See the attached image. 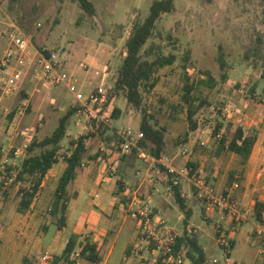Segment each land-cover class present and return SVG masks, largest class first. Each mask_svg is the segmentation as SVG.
Here are the masks:
<instances>
[{"label":"rangeland","instance_id":"rangeland-1","mask_svg":"<svg viewBox=\"0 0 264 264\" xmlns=\"http://www.w3.org/2000/svg\"><path fill=\"white\" fill-rule=\"evenodd\" d=\"M90 1L93 14L86 12L78 0H2L0 62L6 44L8 17L36 47H46L61 54L65 70L77 78L82 93L87 94L101 82L104 67H107L105 82L112 87L124 57L125 41L134 24L148 14L152 0ZM258 38L264 49V0H174L173 10L160 15L142 48L148 60L160 55L174 56L171 64L157 66L149 80L140 85L142 107L150 115V123L164 128L166 147L161 160L175 167L194 162L197 173L215 192L232 188L238 209H248L246 220H257L254 206L256 202H264V193L260 189L251 191L258 186L250 181L255 168L242 163L226 145L237 127L245 134L259 132L264 142V65L252 53ZM219 47L225 60L224 68H220L217 60ZM246 51L249 57H245ZM1 71L0 65V76ZM185 73L189 76L188 82L193 84L186 100ZM108 106L109 128H139L142 112L127 102L123 91L113 92ZM70 107L77 108L70 91L62 86L38 84L27 73L7 93L0 90V148L10 149L24 143L28 146L32 141L38 142L51 135ZM191 122L195 124L194 129ZM82 136L87 149L84 160L89 163L80 171L87 172L106 162L114 175L124 180L117 181L122 207L116 206L110 213V193L97 180L98 174L92 172L82 180L80 172L69 186L71 197L77 191L70 200V220L65 227H58L48 211L51 195L62 170L63 156L70 152V141ZM102 136L97 123L88 121L76 109L66 121L57 161L43 178V185L37 187L36 198L33 197L22 212L17 210L21 191L31 187V182L16 181L15 178L6 183L5 180L9 168L18 169L29 153L22 152L20 156L9 157L6 163H0V264H51L61 254L70 236L76 239L71 255L74 264H154L145 245H136V239L129 240L130 229L133 228L135 233L139 224L126 209L130 195L123 191L125 185L132 191L136 187L137 169L145 181L144 191L136 193L148 199L150 206L161 196L163 205L157 207L156 217L166 220L179 234L183 232L184 215L171 190H167L165 165L137 156L134 166L126 168L127 174H121L124 169L117 158L132 153L121 151L118 134L108 143L101 140ZM40 150L35 146L30 154ZM183 150H186L185 155ZM144 151L149 155L147 148ZM110 152L116 158L101 161L104 154ZM150 162L161 175L152 172V168L145 174ZM8 165L11 166L6 168ZM233 184H237L236 187ZM178 185L188 197L185 198L192 212L187 223L197 232V243L207 264H264L261 260L264 247L258 243L261 236L257 233L247 235L253 229L251 221L232 222L216 208L207 211L189 181L180 178ZM102 203L110 208H103ZM96 214L102 223L95 229H86L83 233L72 231L73 220H93ZM263 216L264 211L260 220H264ZM219 220H225L221 225L223 228L217 226L221 223ZM235 227L236 233L231 234ZM220 228L218 236L234 241L229 250V261L224 260V252L216 241V230ZM103 229L108 233L103 234ZM83 244L95 246L92 254L95 259H90L89 250L80 253ZM44 255L49 258L43 260Z\"/></svg>","mask_w":264,"mask_h":264},{"label":"trees","instance_id":"trees-1","mask_svg":"<svg viewBox=\"0 0 264 264\" xmlns=\"http://www.w3.org/2000/svg\"><path fill=\"white\" fill-rule=\"evenodd\" d=\"M81 7L90 14L94 13V7L90 0H78ZM174 8V0H152L149 5L148 14L145 18L134 24L132 30L125 41V53L122 62L117 70L116 77L114 79L111 90L109 91V99L113 92L123 91L127 102L133 104L139 108L142 112L139 129L143 133V137L139 141V145L142 148H147L149 154L155 159H161L163 151H165L166 142L164 137V128L156 127L155 124H151L149 116L145 107H142V94L140 91V85L143 81L149 80L154 69L163 64H171L174 61L173 55H160L156 56L152 60H148L145 57V53L142 51L144 44L151 37L156 20L162 13L170 12ZM261 39L258 38L257 44L252 48V53L262 61L264 65V49L261 47ZM148 53V52H147ZM249 52H245V57H249ZM217 60L220 68H224L225 60L221 47H219ZM184 75V97L187 99V95L193 88V84L189 83V76ZM202 81V80H200ZM109 101V100H108ZM77 108L70 107L65 114L60 118L57 127L53 130L52 134L44 137L42 140L35 142L32 141L27 147V154L21 161L17 173L16 181H30L31 187L22 188V198L19 201L17 207L18 212L24 211L31 203L37 187L41 184L45 174L52 167L53 163L57 161V150L61 147L60 141L65 135L66 121L75 112ZM191 115L189 114V120L191 121ZM192 123V122H191ZM195 124L192 123V129ZM99 134L102 136L101 140L109 142L117 137L115 128L111 129L109 126L102 127L97 124ZM85 137H79L77 140L70 141L69 154L63 156L65 167L60 173L57 179V185L54 188L51 196V202L49 207V214L55 218L56 226L65 225V217L67 210V203L70 196L69 186L76 176L77 171L80 169V164L86 156V146L84 143ZM256 136L254 134H245L242 128L237 127L231 140L226 145V148L238 155L242 163H245L248 159L252 147L255 143ZM151 143V145H149ZM224 143L221 140V147ZM35 146L41 148L38 153L30 154ZM131 153H135L132 150ZM88 157H91L88 155ZM194 167V162H188ZM162 168V166H160ZM34 179V181H33ZM171 192L174 197V201L184 215V224L186 225L187 219L191 215V207L188 205L187 199L182 195L180 185L171 184ZM254 209L256 211L257 220L261 219V213L264 211V202H256ZM219 230H216V236L219 235ZM232 244V242H231ZM76 247V239L74 236H70L66 241V244L59 256H56L51 264H74L71 259V255L74 253ZM93 245L83 244L81 245L80 253L84 254L89 250L90 259H95ZM176 248L182 247L185 250L186 255L194 264H207L205 261L204 253L200 245L197 243V239L193 234L191 228L183 229V232L178 235L176 239ZM62 261V262H61Z\"/></svg>","mask_w":264,"mask_h":264},{"label":"built area","instance_id":"built-area-1","mask_svg":"<svg viewBox=\"0 0 264 264\" xmlns=\"http://www.w3.org/2000/svg\"><path fill=\"white\" fill-rule=\"evenodd\" d=\"M2 12V0H0V17ZM6 25V44L0 62L2 67L0 90L3 93H7L29 73L38 84L48 87L62 86L66 88L73 94L77 111L82 113L88 121L100 124L102 127H110L108 100L109 91L112 87L105 82L104 76L107 74V67L103 68L101 82L87 94H84L78 85L77 78L65 70V60L61 59L59 52H54L46 47H36L32 43L31 38L8 17ZM37 25L39 26L40 24L38 23ZM81 66L85 67L83 64ZM115 132L121 140L120 147L122 152L130 153L135 150L139 157L145 160L149 158L152 161H159L165 165L167 190H171V184H178L179 179L182 178L191 183L193 191L204 204L207 211L216 208L220 212L225 213L232 222L246 221L248 209L246 208L243 211L238 209V202L233 196L232 188L219 193L215 192L212 186L197 173L193 165L185 163L180 167H175L169 163H164L161 159L158 160L153 156L147 155L139 145V141L143 137V133L139 128L134 129L127 126L122 130L115 129ZM27 147L26 143L10 149L1 147L0 163H6L9 157L20 156L22 152H26ZM182 153L185 155L186 150H183ZM83 165V162H81L80 166L82 167ZM10 166L8 165L6 168ZM16 173L17 168L11 166L6 176V183L12 182L16 177ZM113 175L114 172L108 169L100 176L99 183L105 182ZM233 185V187H236L237 184ZM123 192L126 195H130L129 201L125 203V206L130 215L139 224L136 234V245L143 244L150 250L154 264H194L182 247H175L179 233L170 227L164 219L156 217L157 213L153 211L149 200L141 198L136 191L130 190L126 185ZM255 232L261 236V246L264 247V220H259L256 223ZM216 241L224 252V260L229 261L228 254L231 242L223 236H218ZM48 258V255L42 257L43 260ZM213 262H217V260L213 259Z\"/></svg>","mask_w":264,"mask_h":264},{"label":"crops","instance_id":"crops-1","mask_svg":"<svg viewBox=\"0 0 264 264\" xmlns=\"http://www.w3.org/2000/svg\"><path fill=\"white\" fill-rule=\"evenodd\" d=\"M256 136V140H255V143H254V145H253V147H252V151H251V153H250V155H249V157H248V159L246 160V162H245V165L246 166H253L255 169H253L252 170V172H251V174H250V181L251 182H253V184H255V185H258V186H255L251 191H255V190H261L263 193H264V142L262 141V139H261V135H260V133L258 132V134H256L255 135ZM100 149H102L103 150V148L101 147ZM109 151V150H108ZM136 153V152H135ZM131 154V156H129V155H126V156H120L119 158H117V160L119 161V162H121L120 164H121V168L122 169H124L123 171H122V173L121 174H127V171H126V168L127 169H129V168H131L132 166H134V158H136L138 155H137V153L136 154ZM112 154H114L113 152H110V153H107L106 154V156H105V154H104V159H101V161L102 160H104L105 161V159H107V161H110V159H112L113 157L114 158H116L114 155H112ZM150 155V154H149ZM151 156V155H150ZM139 157V156H138ZM145 160V159H144ZM151 160V159H150ZM145 161H148L147 159L145 160ZM152 161V160H151ZM82 162H83V164L85 165V164H88L89 163V160H82ZM149 162V161H148ZM164 162V161H163ZM164 163H166V162H164ZM119 164V165H120ZM84 165L81 167L80 166V169L77 171V173H76V176L81 172L82 173V177H83V179L82 180H86L87 178H88V175L89 174H91L92 172H96V174H98L97 175V180L99 181V176H101L102 174H104V172H106V171H108V169L109 168H111L109 165H107L106 166V162H105V164H102V162L100 163V165L97 167V168H94V169H92L91 168V170H89V171H87V172H83V171H80L83 167H84ZM149 167L147 168V170H146V172H145V174H147L148 172H149V170L152 168V172H155V174L156 175H161V173H159V171L157 172V170L156 169H153V167H152V165H153V163L152 162H150L149 163ZM64 167H65V163L63 162V166H62V170L64 169ZM52 170V167L47 171V173L45 174V176L44 177H47V175H48V173L50 172ZM62 170H60L61 172H62ZM60 172V173H61ZM115 174V173H114ZM135 174H136V178H135V183H136V187H134V190L133 191H136V192H139V190H141V191H144L143 189V183H144V181H145V177H141V171L140 170H136L135 171ZM75 176V177H76ZM139 176V177H138ZM99 177V178H98ZM124 181L121 177H119V176H117V175H113L112 177H109L105 182H102V183H100V184H102L103 185V187H104V189H106L109 193H110V199H111V201H112V204H111V208L107 205V204H105V203H102L101 205L103 206V208H110V213L113 211V209L117 206V208H121L122 206V203L121 202H119V200H120V191H119V189H118V182L117 181ZM150 181H152V179L150 180ZM43 180H42V182H41V184L40 185H43ZM125 184L127 183L126 181L124 182ZM168 191H170V190H168ZM38 193V192H37ZM123 193V192H122ZM151 193V192H150ZM171 193V192H170ZM182 193V192H181ZM77 195V191L75 192V196ZM97 196V194H94V196ZM182 195L184 196V197H186V198H188L187 196H185L183 193H182ZM52 196V195H51ZM74 196V197H75ZM95 196V197H96ZM74 197H71L70 199H69V201H68V203H67V210H66V218H67V220H65V225H64V227L68 224V222H69V220H70V213H71V211H70V207H69V205H70V200L71 199H73ZM34 198H36V196L34 197ZM162 198H161V196H158L157 197V199L155 200L156 201V203L152 206V209H153V211L154 212H156V211H158L157 210V207H159V205H163V203H162V201L163 200H161ZM51 202V201H50ZM117 203H119V204H117ZM117 204V205H116ZM108 206V207H107ZM109 210V209H108ZM103 216H105V217H107L108 215L106 214V213H103L102 214ZM96 218L95 219H91V220H86V219H84V220H73L72 221V231H74V232H76V233H83V231H85L86 229L88 230H90V229H95V226H98L99 224H101L102 222L100 221V220H98L99 219V214H96V216H95ZM135 220V219H134ZM123 221H125V220H123ZM166 221V220H165ZM221 223H218L217 224V226L218 227H221V228H223L221 225L224 223V221L225 220H219ZM248 221H251L252 222V224H253V229L251 230V231H248L247 232V235L250 237V236H254V235H256V232H255V225H256V223L259 221V220H246V222H248ZM167 222V221H166ZM104 223H106L105 221H104ZM103 223V224H104ZM245 223V222H244ZM243 224V223H242ZM241 224V225H242ZM16 226V225H15ZM18 226V225H17ZM21 226V228H22V224L20 225ZM94 227V228H93ZM184 228L185 229H189V228H191L189 225H188V223H186V225L184 226ZM221 228H220V230H221ZM133 229V228H132ZM132 229H130V231H129V234H130V238L131 239H129L130 241H133V240H135L136 239V234H137V232L138 231H135V233H133V231H132ZM192 229V231H193V234L195 235V237H196V230L192 227L191 228ZM104 230V229H103ZM236 230H237V227H235V229L231 232V234H233V233H236ZM226 232V231H225ZM20 233H22V231H20ZM108 233V230L106 229V230H104V232H103V234H107ZM133 236H135L134 237V239H133ZM260 239V238H259ZM259 239H258V243L261 245V241H259ZM230 242H232V244H231V246H230V249L233 247V245H234V241L233 240H231L230 239ZM261 260H262V262L264 263V254H261ZM107 261V260H106Z\"/></svg>","mask_w":264,"mask_h":264}]
</instances>
